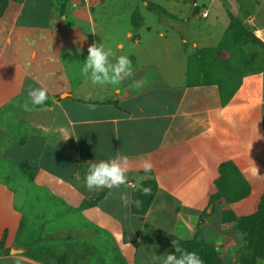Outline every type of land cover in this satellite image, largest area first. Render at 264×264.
<instances>
[{"label": "crops", "instance_id": "0c3cea01", "mask_svg": "<svg viewBox=\"0 0 264 264\" xmlns=\"http://www.w3.org/2000/svg\"><path fill=\"white\" fill-rule=\"evenodd\" d=\"M252 1L259 5L246 24L264 43V0ZM146 2L178 21L149 24ZM227 12L237 15L235 0H8L0 13V243L9 253L0 264H48L42 247L92 243L97 232L127 264H159L154 256L169 252L168 235L190 238L203 212L198 238L224 264H240L244 243L221 214L254 213L264 192V72L244 77L226 104L216 85L190 86L186 76L190 55L220 43ZM132 16L142 23L133 26ZM94 41L127 55L133 76L93 85L80 67ZM29 86L47 88L44 104L23 107ZM117 153L128 157V182L80 208L95 193L75 176L77 167ZM144 159L157 191L147 213L135 216L132 191L150 177ZM225 161L248 181L250 195L217 202L211 212ZM31 241L37 254L26 247Z\"/></svg>", "mask_w": 264, "mask_h": 264}, {"label": "trees", "instance_id": "16d2710c", "mask_svg": "<svg viewBox=\"0 0 264 264\" xmlns=\"http://www.w3.org/2000/svg\"><path fill=\"white\" fill-rule=\"evenodd\" d=\"M238 6L237 15L227 12L228 26L220 43L216 47L197 50L188 57L187 84L194 85H216L221 102L226 104L240 87L244 77L264 72V43L255 36L254 25H247L246 22L254 16L259 2L252 0H235ZM8 0H0V13L4 10ZM146 9L155 15L160 22L178 21L163 7L152 2H146ZM142 23V19L132 16L133 26ZM219 51H226L228 58L218 59ZM20 167L29 170L26 164ZM86 166H78L75 176H84ZM150 176L135 187L131 194V212L135 216H144L157 191L156 180L152 172H143ZM29 177H32L31 173ZM147 186L150 192L144 193L142 187ZM107 188L90 200L82 202L80 208H87L97 205L105 196ZM250 195V185L244 178L235 164L231 161L222 162L218 166V177L214 180V192L210 196L208 209L211 212L217 202L225 206L236 203ZM138 201L139 203H134ZM210 212V213H211ZM208 216L201 213L195 226L194 234L185 240L169 234L166 245L169 252L173 251L172 241H176L182 248L195 251L203 261V264H224L221 254L215 246L206 243L198 238L199 226L204 218ZM221 222L231 224L239 232L244 246L239 254L240 264H256L257 259H264V192L260 197L257 210L246 216H237L231 209L222 211ZM35 241L29 242L26 247L36 253ZM9 250L0 243V256L8 254ZM37 254V253H36ZM39 259V258H38ZM48 264H54L49 260H42Z\"/></svg>", "mask_w": 264, "mask_h": 264}, {"label": "clouds", "instance_id": "9594fccd", "mask_svg": "<svg viewBox=\"0 0 264 264\" xmlns=\"http://www.w3.org/2000/svg\"><path fill=\"white\" fill-rule=\"evenodd\" d=\"M80 72L90 80L93 85L111 84L133 76L134 69L131 59L124 54L117 55L111 48H106L101 42H93L87 48V54L80 67ZM137 86L140 81L135 82ZM47 88L43 86H29L26 89L27 99L23 104L25 109L31 105H42L48 99ZM69 137V136H68ZM140 167L144 172L151 171L153 165L150 159L141 161ZM128 157L117 153L104 160H94L88 163L84 175L85 187L89 190L96 188L112 189L128 182ZM144 193L150 192L147 186L142 187ZM125 203H128L127 198ZM134 203H139L135 201ZM173 251H166L163 255H155L159 264H203L202 259L195 251L182 248L176 241H172Z\"/></svg>", "mask_w": 264, "mask_h": 264}, {"label": "rangeland", "instance_id": "374dc122", "mask_svg": "<svg viewBox=\"0 0 264 264\" xmlns=\"http://www.w3.org/2000/svg\"><path fill=\"white\" fill-rule=\"evenodd\" d=\"M220 18L222 19V17ZM156 19L155 15L148 13L147 22L149 24L150 21ZM87 167L88 165H86L84 170H86ZM78 178L84 181V176L80 175ZM103 189L104 188L92 189L95 193L94 196L99 195ZM82 242L79 241L77 244L55 242L52 246L42 247L38 252L41 257L54 264H127L120 252L109 243L106 237L98 232L93 241H91L92 243ZM65 254L68 257L66 260L63 259L64 256H66Z\"/></svg>", "mask_w": 264, "mask_h": 264}, {"label": "built area", "instance_id": "2783aa9c", "mask_svg": "<svg viewBox=\"0 0 264 264\" xmlns=\"http://www.w3.org/2000/svg\"><path fill=\"white\" fill-rule=\"evenodd\" d=\"M201 16L202 17H206L207 16V11L206 10H202L201 11Z\"/></svg>", "mask_w": 264, "mask_h": 264}]
</instances>
